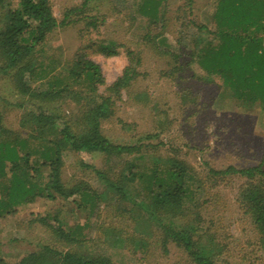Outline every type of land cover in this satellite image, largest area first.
<instances>
[{"label":"rangeland","instance_id":"rangeland-1","mask_svg":"<svg viewBox=\"0 0 264 264\" xmlns=\"http://www.w3.org/2000/svg\"><path fill=\"white\" fill-rule=\"evenodd\" d=\"M85 1L49 3L53 16L62 22L68 11L82 8ZM140 3L91 0L67 20L68 25L48 37L36 57L35 78L26 80L39 92L53 85L68 88L42 108L61 115L79 134L90 130V124L82 125L84 114L101 103L102 97L110 98L108 118L98 119L104 136L117 145L151 146L132 157L64 151L66 188L84 184L95 206L80 209L79 197L58 196L20 207L18 214L0 219V261L18 264L47 245L58 251L108 256L115 264H194L172 239L164 243L168 226L198 228L194 240L217 264H264L259 234L240 205L246 179L210 173L230 166H257L264 159L262 107L235 100L220 78L208 76L192 56L199 38L218 42L212 34L218 0H194L193 5L187 0H166L164 20L158 25L140 17ZM196 25L207 26L212 33L201 34ZM80 57L101 68L104 84L98 86L95 99L80 96L90 86L69 74ZM125 75L130 77L128 85L111 91ZM14 80L0 74V115L8 134L24 138L30 132L22 128L24 116L37 114L41 102L25 96ZM147 136L153 138L146 141ZM158 160L183 162L193 175V190L199 188L194 200L183 207L182 217L159 214V220L150 218L144 206L148 203L145 182L123 185L122 198L109 192L101 177L118 181L127 162L148 173ZM56 217L62 230L77 240L73 245L56 238L47 227H60Z\"/></svg>","mask_w":264,"mask_h":264},{"label":"trees","instance_id":"trees-1","mask_svg":"<svg viewBox=\"0 0 264 264\" xmlns=\"http://www.w3.org/2000/svg\"><path fill=\"white\" fill-rule=\"evenodd\" d=\"M91 0H86L82 8L68 11L64 21L59 22L52 14L49 0H0V74L13 78L21 92L41 102L37 114L24 116L22 128L30 130L24 138L8 134L2 125L0 115V219L18 214V209L37 199L55 200L58 196L65 200L79 197L80 209L95 206L94 198L84 184L66 188L63 177V152L76 154L85 152L101 153L107 157H132L151 145L113 144L101 132L98 119L109 116L112 100L103 98L94 108L84 114L85 128L90 130L79 134L73 125L50 108H42L43 103L56 101L68 91L67 87L36 91L27 82L34 79L38 70L36 57L48 37L56 29L69 24L73 14L87 8ZM166 0H141L138 12L149 25H158L164 20L163 6ZM193 5L194 0H187ZM215 30L196 25L199 33H212L216 44L199 38L194 44L193 57L208 76L218 77L230 90L237 101L250 105H260L264 111V0H218L213 16ZM193 57L191 59H193ZM76 81H86L89 88L81 91L95 99L98 86L104 84L101 68L92 61L80 57L69 73ZM28 76V77H27ZM130 77L121 78L111 91L118 92L128 85ZM11 135V136H10ZM10 136V137H9ZM147 136L144 140H151ZM153 171L142 173L134 162L125 164L118 181L108 176L101 177L109 192L125 198L123 185L145 182L143 191L150 218L159 220V214L183 216L185 205L194 200L195 185L189 167L183 162L158 160ZM126 171L127 173H123ZM214 176H240L247 184L241 192L240 205L244 213L253 220L259 241L264 248V159L257 166L238 169L234 166L224 171L210 170ZM137 205V203H135ZM188 205V204H187ZM59 228L48 225L53 235L73 245L77 240L62 230L63 224L55 218ZM45 224V223H44ZM165 241L171 240L182 248L194 264H217L211 256L194 240L198 228L174 229L165 226ZM166 245V244H165ZM0 264H7L0 261ZM18 264H115L104 255H88L76 250L58 251L43 246L24 256Z\"/></svg>","mask_w":264,"mask_h":264}]
</instances>
